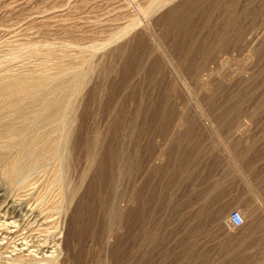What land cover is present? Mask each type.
I'll return each instance as SVG.
<instances>
[{"label": "rangeland", "instance_id": "rangeland-1", "mask_svg": "<svg viewBox=\"0 0 264 264\" xmlns=\"http://www.w3.org/2000/svg\"><path fill=\"white\" fill-rule=\"evenodd\" d=\"M0 69L75 81L0 264H264V0H0Z\"/></svg>", "mask_w": 264, "mask_h": 264}, {"label": "bare ground", "instance_id": "bare-ground-1", "mask_svg": "<svg viewBox=\"0 0 264 264\" xmlns=\"http://www.w3.org/2000/svg\"><path fill=\"white\" fill-rule=\"evenodd\" d=\"M64 77L65 78H62L61 81L59 80V82H56V80H52L53 78L49 75L40 73L38 76H17L11 81H7L8 79H6V81H0V99H3L5 106L11 107L9 113H13L10 115L17 114L18 118L21 119L22 123L25 125L17 134H9V131L6 130L0 134L1 140L6 138L5 142H0V147L6 150L4 156L3 154L0 155V162L3 161L4 165L2 166V171L7 177L8 182L15 188L20 187L24 189L27 187V179L31 177L39 157L49 155L52 156V158H57L60 154L58 146L54 149L46 150L40 149L38 145L41 142L45 143L44 140H46L52 132L59 134L60 139L64 137L67 118L65 115L69 110V99L67 100V97L65 98L63 94L69 93L72 90L71 86H73L74 76L68 75ZM4 121H6V119ZM62 144H64V142ZM11 152L15 153L16 158L14 157L8 160V154ZM60 160L62 161L63 159ZM55 183L57 184V182ZM239 212L242 215V221L239 226H242L245 224L243 218L244 213L242 211Z\"/></svg>", "mask_w": 264, "mask_h": 264}, {"label": "built area", "instance_id": "built-area-1", "mask_svg": "<svg viewBox=\"0 0 264 264\" xmlns=\"http://www.w3.org/2000/svg\"><path fill=\"white\" fill-rule=\"evenodd\" d=\"M239 221V222H238ZM242 221V215L236 209L230 210L227 217V223L232 227H237Z\"/></svg>", "mask_w": 264, "mask_h": 264}, {"label": "clouds", "instance_id": "clouds-1", "mask_svg": "<svg viewBox=\"0 0 264 264\" xmlns=\"http://www.w3.org/2000/svg\"><path fill=\"white\" fill-rule=\"evenodd\" d=\"M239 222V221H238Z\"/></svg>", "mask_w": 264, "mask_h": 264}]
</instances>
